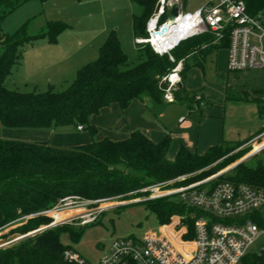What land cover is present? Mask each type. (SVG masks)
<instances>
[{"label": "trees", "instance_id": "trees-1", "mask_svg": "<svg viewBox=\"0 0 264 264\" xmlns=\"http://www.w3.org/2000/svg\"><path fill=\"white\" fill-rule=\"evenodd\" d=\"M28 1L34 0H0V231L28 217L26 223L0 239L9 235H25L49 225L52 222L49 217L33 215L51 210L65 197L126 200L136 197L137 193H145L142 191L145 188L183 175L203 170L186 182L174 184L173 188L204 179L222 169V166L214 164L234 149L232 146L243 145L224 142L210 148L204 155L180 146L174 160L170 161L167 159L171 145L169 136L154 143L140 130H135L123 140H97V128L90 122V118L103 108L115 103L126 111L135 100L148 107L156 118L170 104L187 105L190 110L200 107L202 96L186 90V77L194 67L203 69L209 54L227 49V36L218 43H213L210 34L182 41L170 52L173 60L168 54H156L149 44L136 42L139 62L130 66L116 31H111L100 47L97 59L79 68L66 89L46 92L8 89L5 81L21 65L25 47L39 39H47L54 44L69 28L64 22L48 21L41 31L33 35L28 34L26 24L11 35L4 34L2 24L6 17ZM35 1L45 3L47 0ZM157 2L134 0L142 10L132 20L135 41L148 38L147 23ZM246 3L250 13L264 9V0H247ZM179 63L182 64L179 72L181 86L172 91L173 102L169 103L164 99L168 84L163 79ZM226 99L247 101L249 96L242 97L228 90ZM70 126L82 127L88 132L90 143L58 148L47 142H23L1 137L2 128L59 129ZM233 159L235 157H230L227 162ZM220 180L264 188V166L259 164L253 169L240 163L231 175L224 174ZM175 197L179 196L139 204H144L166 221L173 215L184 216L181 224L188 228L185 239H192V215L198 217L202 213L181 199L179 203L172 200ZM124 207L113 211L119 213ZM81 231L82 227L76 229L69 224L38 231L12 246L0 248V264H69L64 261V252L71 248L63 245L60 236L67 234L71 240L78 241ZM241 264H264V253H249Z\"/></svg>", "mask_w": 264, "mask_h": 264}, {"label": "built area", "instance_id": "built-area-1", "mask_svg": "<svg viewBox=\"0 0 264 264\" xmlns=\"http://www.w3.org/2000/svg\"><path fill=\"white\" fill-rule=\"evenodd\" d=\"M177 1L180 2V13L174 25L182 26L186 35L173 48L161 50L153 43V36L160 32L171 5ZM182 1L158 0L147 23L148 38L136 39V42L149 44L156 54L163 55L170 54L179 43L193 37L210 34L213 43H218L227 36L229 73L264 70V9L250 13L247 0H207L201 8L189 13L183 12ZM181 69L182 64L179 63L163 79L168 84L164 99L169 103L173 102L172 91L181 82ZM202 171L142 190L151 194L144 198L145 201L177 195L185 204L200 210V216L192 215V239H185L188 228L181 224V219H173L171 224L161 226L163 230L157 228V232L114 238L97 264H241L259 240L263 245L258 254L262 255L264 188L220 180L221 173L173 188L174 184L186 182ZM157 189L166 192L156 194L154 191ZM106 201L109 200H84L69 196L61 199L51 210L33 216L53 218L51 228L75 220H79L80 226H86L95 223L98 215L108 209V206L102 207ZM73 211L76 214L69 216V212ZM64 261L90 264L70 249L64 252Z\"/></svg>", "mask_w": 264, "mask_h": 264}, {"label": "crops", "instance_id": "crops-1", "mask_svg": "<svg viewBox=\"0 0 264 264\" xmlns=\"http://www.w3.org/2000/svg\"><path fill=\"white\" fill-rule=\"evenodd\" d=\"M66 1L72 5L74 3L70 2L72 0ZM100 1L84 0L82 3L79 2L78 7H80L81 4H93V6H95V4L97 5ZM47 2L49 3V0L43 3V5ZM130 3L131 5L135 4L134 0H130ZM113 10L114 8L112 11ZM101 11L102 9H99V13H101ZM39 15L42 16L43 13ZM134 16L135 15H132L129 20V28H131L133 43L137 50L132 29V20ZM100 17L104 19L102 15H100ZM89 18L93 21L95 20L90 15H88L87 19ZM49 20L50 19H46V21ZM104 20H102L103 26L99 28L100 30L91 34L87 33L88 37H85V35L82 36V41L76 38L75 35L71 34L68 36L65 35V33H61L57 42L54 44L49 43L47 39H40L41 41L31 45L27 50L24 49V61H22L19 71H22L21 75H25L27 67L30 70L34 68L35 73L32 76H24L23 79L20 78L22 79L20 82L22 81L25 86L30 85L29 88H37V86L39 87L44 85V83H48L47 88L50 89L52 88L50 83L70 82L66 80H70L72 76H74L69 83L71 84L79 68L97 59L99 49L104 44L111 31H116L118 39L120 38V46H122V36H119V27L116 25L117 22L115 18L112 24H107ZM88 21L90 22V19ZM67 31L68 30L65 32ZM61 41H63L64 45L61 44ZM94 50H98V55L95 59H91L94 56ZM89 56H91L90 59ZM41 68L45 71H42ZM58 68H62L61 72L54 74V71ZM210 71L212 72L211 74L215 73V71L219 72L221 75V77L219 76L220 79L230 74L227 70L226 49L209 54L203 63V69L194 67L189 71L186 77V90L190 93L196 92L202 96L200 107H194L193 110H190L187 105L178 104L181 108L168 112L167 108H169L170 105L176 104L174 103L168 105L161 115L156 118L152 115L148 107L140 101H133L126 111H122L119 105L114 103L109 107L103 108L98 115L90 118L91 124L97 128L96 139L101 140L108 138L113 141L123 140L135 130H140L154 143H159L169 136L171 145L167 153V159L172 161L180 146H184L191 152L204 155L210 148L220 146L224 142L229 144H244L253 140L259 134L261 135L264 130L260 132V130H257V126L259 123L258 118L261 120L264 118V106L261 105L262 102H264V70H251L236 74L238 78L242 77L247 81L250 85V90H255L254 92H257V97L249 96V100L247 101L227 100V88L223 86V81L222 84L219 85L208 83L207 78L209 76L208 72ZM13 77L14 76L8 77L6 83L10 79H13ZM14 80L13 83L15 84ZM215 89H218V92L223 95H221L223 97H221L222 99L220 97L218 98V104L207 101L213 98ZM256 100L258 102H256ZM219 104L223 105L221 106ZM239 112H241L240 117L237 118ZM241 115L245 117L241 118ZM122 118L125 121L123 127L115 130L116 124ZM227 120L231 122H234V120L237 121L239 123L238 128L234 129V124L232 123L228 127L226 123ZM262 129H264V123ZM1 137L5 140L23 142H47L51 146L58 148H74L86 145L91 141L88 132L84 130L79 131L74 126L59 129L2 128Z\"/></svg>", "mask_w": 264, "mask_h": 264}, {"label": "rangeland", "instance_id": "rangeland-1", "mask_svg": "<svg viewBox=\"0 0 264 264\" xmlns=\"http://www.w3.org/2000/svg\"><path fill=\"white\" fill-rule=\"evenodd\" d=\"M82 1L84 0L70 1V2H74L73 5L67 2L66 0L65 1L49 0V3L47 2L44 5L39 1H35V0L28 1L6 17V19L2 24V30L4 34L11 35L19 28H21L23 25L26 24L28 34L33 35L41 31L42 28H44L46 22H48L46 21V19H50L49 21L53 20V21H61L66 23L69 26V28L67 29L68 31L67 32L64 31L62 34L65 33V35L68 36H70L71 34L75 35L76 38L82 41L83 40L82 36L85 35V37H88L87 33L91 34L93 32L100 30L99 28L103 26L102 20L105 19L104 21H106L107 24H112V21L115 18V21L117 22L116 25L117 27H119L118 28V31L120 32L119 36L120 37L122 36L121 47L123 52L128 56L129 65L131 66L138 63L139 53L135 49V45L133 43L132 31L131 28H129V20L131 19L132 15L139 16L141 14L142 11L141 7L135 4L131 5L130 0H103V1L99 0L100 1L98 3L99 5L95 4V6H93V4L91 3L92 5L81 4L80 7H78L79 2L82 3ZM206 3L207 0H183L182 10L183 12L192 13L198 10L199 8H201ZM113 8L115 12L114 10L112 11ZM99 9H102L101 13H99ZM42 13H43L42 16L39 15ZM88 15H90L95 20L93 21L91 18H89L90 19L89 22L88 21L89 19H87ZM100 15H102L104 19H102ZM39 41L41 40L39 39L32 42L30 45L25 47V50H27L28 48L31 47V45L36 44ZM63 41H61L62 45H64ZM0 51H1V45H0ZM93 53L94 56L91 59H95L97 57L98 50H94ZM168 55L171 59L172 57L170 56V54ZM91 56H89V59ZM22 61L24 60L22 59ZM20 66L17 69L13 70V73L11 75L14 76L13 79H10L9 81H7V83L5 81V85L8 89L16 90L20 92H46L48 90L62 91L67 88L68 84L71 82L72 78L74 77L72 76L70 80L69 79L66 80L70 82L64 81V83L63 82L50 83L52 85V88L50 89L47 88L48 83H44V85L39 87L37 86V88H29L30 85L25 86V84L22 83V81L20 82V80H22L24 76H32L35 73V70L34 68L30 70L26 67L25 75L24 74L21 75L22 71H19ZM23 67H24V63H23ZM61 70L62 68L56 69L54 71V74L61 72ZM172 71L170 72V74L172 73ZM211 73H212L211 71L208 72L209 76L207 78V81L212 85L222 84L223 81L224 82L223 86L227 88V91L228 90L231 91V93L236 92L242 97L258 96L257 92H254L255 90L249 89L250 85L247 83V81H245L242 77L238 78L236 73H230L229 75H225L222 77V79H220L221 75L219 72L215 71V73L213 74ZM13 80L15 84L13 83ZM221 95L222 94L218 92V89H215L213 98L207 101H209L210 103L218 104L217 100L219 97L221 98L223 96ZM219 105L222 106L223 104H219ZM261 105L264 106V102H262ZM240 106H244V105H240ZM179 108H181L180 105L174 104V105H170L169 108H167V110L169 112L170 110L173 111ZM240 113L241 112H239L237 118L240 117ZM244 117L245 116L241 115V118ZM122 120L123 118L116 124L115 130L118 129V125L122 122ZM258 121L259 123L257 126V130H260V132H262L264 130L262 129L264 118L263 120L258 118ZM226 123L228 127L231 125V123L234 124L233 125L234 129H237L239 126V123L235 120L234 122L227 120ZM259 135L253 140H250L249 142H246L241 146H232L231 148L234 149H232L224 157L218 160L217 163L214 164V165L217 164L218 166L219 165L222 166V169L218 171L219 174L221 173V177L224 176V174L231 175V171L240 163H244L246 166L253 169H255L259 164L264 166V147L258 152H255L257 148H259L264 144L263 143L264 136L263 135L259 136ZM230 157H235V159L231 160L230 162H227V159ZM214 165H211V167ZM163 192L166 191L163 189L160 190L157 189L154 191V193L156 194H161ZM150 195L151 194L149 192L141 193V194L137 193L136 197L134 198H130L126 200H121L122 198H119V199L106 201L105 203L102 204V207L108 206V209L104 210L101 214L98 215V220L95 223L89 224L87 226H80L79 220H75L72 221L71 223H68L69 225H72L76 229L82 227V231H81L82 235L78 241H73L69 238L67 234H61L60 238L63 245L68 248H71L70 250L77 253L88 263L97 264L108 251L109 245L114 238L125 237L129 235L140 236L146 232H157L158 231L157 228L161 229L162 225L171 224L173 219L176 220L180 218L181 222L184 220L185 218L184 216L173 215L168 221H166L165 219H161L160 217L156 216L154 213L149 211L144 204H139L141 202H144L145 201L144 198H147ZM160 198L161 197H158L157 199ZM172 200L178 203L181 202L179 197H175ZM121 206H126V207L122 208V210H120L119 213L113 211L115 209L121 208ZM74 214H76V211L69 212L68 215L71 216ZM49 218L53 221V218L51 217ZM27 220L28 217H25L22 220V222L13 223L7 226L6 228L0 231V237L10 234V232H12L16 227L26 223ZM50 224L46 226H42L37 230L32 231L25 235H18V236L9 235L7 238H1L0 248L12 246L24 240L25 238L35 234L38 231L49 229L51 228L49 227ZM262 245H263L262 240H259L256 243V245L250 249V253H258Z\"/></svg>", "mask_w": 264, "mask_h": 264}, {"label": "bare ground", "instance_id": "bare-ground-1", "mask_svg": "<svg viewBox=\"0 0 264 264\" xmlns=\"http://www.w3.org/2000/svg\"><path fill=\"white\" fill-rule=\"evenodd\" d=\"M157 32V31H156ZM155 33L153 43L157 45V47L161 50H168L170 48H173L174 45L178 43V41L181 40V38L186 35L185 29L181 26L176 27L174 25L173 27L169 28V30L166 33ZM264 144L257 148L255 152H258L263 148Z\"/></svg>", "mask_w": 264, "mask_h": 264}, {"label": "water", "instance_id": "water-1", "mask_svg": "<svg viewBox=\"0 0 264 264\" xmlns=\"http://www.w3.org/2000/svg\"><path fill=\"white\" fill-rule=\"evenodd\" d=\"M179 13H180V2L177 1L171 5L167 21L162 26L159 33H161V34L166 33L169 30V28H171V26H173L176 23V20L179 16ZM177 86H181V83L180 82L177 83ZM124 122L125 121L123 119L122 122L118 125V129L124 125Z\"/></svg>", "mask_w": 264, "mask_h": 264}]
</instances>
